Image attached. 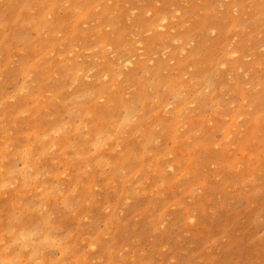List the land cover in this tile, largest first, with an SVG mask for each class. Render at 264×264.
I'll list each match as a JSON object with an SVG mask.
<instances>
[{
	"label": "rangeland",
	"instance_id": "1",
	"mask_svg": "<svg viewBox=\"0 0 264 264\" xmlns=\"http://www.w3.org/2000/svg\"><path fill=\"white\" fill-rule=\"evenodd\" d=\"M0 264H264V0H0Z\"/></svg>",
	"mask_w": 264,
	"mask_h": 264
}]
</instances>
